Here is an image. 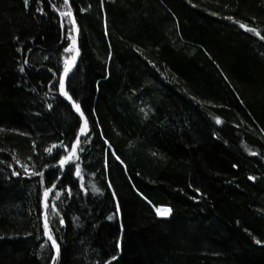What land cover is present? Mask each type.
<instances>
[{
  "label": "trees",
  "instance_id": "16d2710c",
  "mask_svg": "<svg viewBox=\"0 0 264 264\" xmlns=\"http://www.w3.org/2000/svg\"><path fill=\"white\" fill-rule=\"evenodd\" d=\"M69 2L80 55L66 90L91 132L82 180L43 169L45 186L78 193H61L64 225L51 217L56 264H264V40L236 23L264 35V0ZM52 3L0 0V264H51L43 188L21 165L55 164L66 151L45 149H70L82 122L48 84L73 54Z\"/></svg>",
  "mask_w": 264,
  "mask_h": 264
},
{
  "label": "snow or ice",
  "instance_id": "6c2138e0",
  "mask_svg": "<svg viewBox=\"0 0 264 264\" xmlns=\"http://www.w3.org/2000/svg\"><path fill=\"white\" fill-rule=\"evenodd\" d=\"M24 4L27 7L29 4V0H24ZM101 5H103V0H101ZM51 7L55 9L56 12L59 13L60 17L66 18V20H61V29L66 32V39L70 41V43L67 44V47L63 49V54H69L74 53L72 55H63V71L62 72H52L51 69H49L50 72H52L53 79H50L48 81V84L51 85L52 88H56L55 81L58 79L59 86H58V92L61 96H63L68 102H70L72 109H74L75 113L79 114L80 119L82 122L79 125L78 131L75 133V141L71 142V148H68V143L61 140L57 143H53L50 147H47L45 149V152L49 157H53L54 154H56L59 151H66V154L60 155L59 160L55 162V164H48L45 163L42 166V170L40 171H34L33 169L29 168L27 165H21L24 169L23 175L25 176H37L39 177L38 185L43 188V236L47 239L40 244L41 249H45L49 242L52 249L55 250V253L51 255V264H56V261L58 257L60 256V243L58 242L55 234H54V226L51 221L52 216H59V224L64 225L65 224V218L63 215H61V209L58 207V203H68L67 200H62L61 193L66 190L67 196L69 198L77 195V191L74 189L72 183H69L67 186H61L59 191H55L58 187V184L56 182H53L51 184V187L45 186V171L43 169H60V175L56 177V181H61V177L70 174L72 172L73 165L75 166V172L74 175L77 178H80L81 180L82 175V169H81V152L84 151L82 147V142H87L90 139V122L88 117L85 115V111L82 109V105L80 102H78L77 99L74 98L72 94L68 90H66V78L69 76V74L72 72L74 66L76 65L77 58L80 55V49L77 46V38L80 32L79 25L77 24V18L73 14L72 6L69 2V0H63L62 7H58L56 3H52ZM91 7V5H89ZM62 8L64 10H62ZM37 11L43 12V8L37 9ZM87 9L81 8L80 12H86ZM227 19L232 20L233 17H227ZM237 24L240 25L241 28H244L245 30L255 33L256 36L260 37L261 40H264V35H261V33L254 27H251L247 24L241 23L239 20L236 21ZM70 25L71 27H67ZM47 59V57H45ZM151 63V62H150ZM24 64H28V61L25 60ZM20 71L24 72L25 67L24 65L20 66ZM45 95H48V92L44 93ZM193 99H195L193 97ZM49 108H52V105H48ZM142 112H144L145 116H147V112L142 108ZM94 113V110H93ZM216 122L220 123V119L217 117ZM16 131V130H13ZM24 135H28L27 133H24ZM103 135V133H101ZM107 143V141H106ZM35 144V142H33ZM109 148H111V145L109 144ZM35 150V148L33 149ZM112 155H115V153H112ZM15 158V157H14ZM31 159V157H29ZM115 159L119 161L121 164H123V161L120 159L118 155H115ZM17 163H20L19 160L16 161ZM107 164V162H106ZM13 175H20L19 172H16L13 170ZM250 179H255V177H249ZM111 186V185H109ZM80 189L85 190V186L83 183L80 184ZM55 191V197L50 195ZM93 191L96 193H99L101 191L100 188L93 186ZM197 192H199V189H196ZM112 195L115 197L116 193L113 191ZM141 195H143L141 193ZM195 198V197H194ZM144 199L148 201L149 204H152V201L148 199V197L144 196ZM156 214L161 217H166L170 214L171 209L166 206H155ZM115 213H120V204L119 200L116 201V208ZM73 219H77L76 217H73ZM108 219H113V215H109ZM121 229H123V225H121ZM39 239V237H38ZM257 243H261V241L257 240ZM117 247H119V244H117ZM117 259V256L110 257L109 260H105L102 262V264H111V261H114Z\"/></svg>",
  "mask_w": 264,
  "mask_h": 264
},
{
  "label": "bare ground",
  "instance_id": "6f19581e",
  "mask_svg": "<svg viewBox=\"0 0 264 264\" xmlns=\"http://www.w3.org/2000/svg\"><path fill=\"white\" fill-rule=\"evenodd\" d=\"M74 54V53H73ZM155 213H156V211H155ZM167 217V216H166Z\"/></svg>",
  "mask_w": 264,
  "mask_h": 264
}]
</instances>
